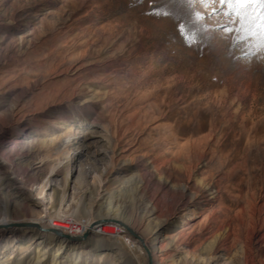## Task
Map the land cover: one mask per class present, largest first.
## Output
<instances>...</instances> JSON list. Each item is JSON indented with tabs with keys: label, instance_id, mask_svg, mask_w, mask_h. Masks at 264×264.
I'll return each instance as SVG.
<instances>
[{
	"label": "rangeland",
	"instance_id": "374dc122",
	"mask_svg": "<svg viewBox=\"0 0 264 264\" xmlns=\"http://www.w3.org/2000/svg\"><path fill=\"white\" fill-rule=\"evenodd\" d=\"M205 11L0 0V264H264V228L245 247L264 206V52ZM195 129L207 140L183 147ZM182 199L156 243L148 203Z\"/></svg>",
	"mask_w": 264,
	"mask_h": 264
},
{
	"label": "snow or ice",
	"instance_id": "6c2138e0",
	"mask_svg": "<svg viewBox=\"0 0 264 264\" xmlns=\"http://www.w3.org/2000/svg\"><path fill=\"white\" fill-rule=\"evenodd\" d=\"M196 2L206 10L204 13L206 17L224 18V23H221L220 27L235 39L237 45L264 52V0H196ZM179 30L186 42L191 43L196 39L193 27L181 25Z\"/></svg>",
	"mask_w": 264,
	"mask_h": 264
},
{
	"label": "bare ground",
	"instance_id": "6f19581e",
	"mask_svg": "<svg viewBox=\"0 0 264 264\" xmlns=\"http://www.w3.org/2000/svg\"><path fill=\"white\" fill-rule=\"evenodd\" d=\"M181 77V76H180ZM179 77V78H180ZM180 80V79H179ZM162 98V97H161ZM153 99V98H152ZM160 99V98H159ZM158 100V98H157ZM155 110V109H154ZM225 114V113H224ZM187 117V116H186ZM166 119V118H165ZM196 120L195 117H188L186 118V123L188 124H191V123H194V121ZM169 130L172 132L173 136L175 137V139H178V130L177 129H174L173 128H169ZM201 131H198L197 129H195L193 131V134L191 135V137L188 139L187 143L183 146V147H186V146H201L202 143L204 142V140H207L208 136H199V133ZM168 133V132H167ZM172 136V135H171ZM214 139V138H213ZM184 142V141H183ZM208 143V142H207ZM209 144V143H208ZM206 151H203L202 154H205ZM216 153V151L214 152ZM194 163V162H193ZM198 164V163H197ZM200 165V164H198ZM194 165H192L193 167ZM207 166V165H206ZM199 168H197L195 171L199 172L198 170ZM249 172V171H248ZM191 173V172H190ZM195 174V173H194ZM218 174V173H217ZM216 175V174H215ZM219 175V174H218ZM203 177V176H202ZM209 176H204L203 177V180H207ZM215 177V176H214ZM189 181H191V179L193 178V174L191 173L190 176H189ZM224 180V179H223ZM193 184V183H192ZM213 184V183H212ZM190 185V183H189ZM208 187V186H207ZM46 186L44 188H42L39 192V195H43L44 192H46L45 190ZM195 188V187H194ZM189 189V188H188ZM194 190V189H193ZM204 190V189H203ZM213 190L212 188L209 189V191ZM198 191V190H196ZM197 193V192H196ZM198 194V193H197ZM220 194V193H219ZM182 195V194H181ZM199 195V194H198ZM203 195V194H201ZM211 195V196H210ZM248 195V194H247ZM187 197V196H186ZM183 198V197H182ZM193 198L197 199V195H195V197H192V200ZM203 199L206 200V204L207 205H210L213 203L214 199H216V195L214 194V192H212L211 194H206L205 196H202ZM262 201V199H261ZM185 203V200L183 201L182 200H179L176 202V204L174 206H170L171 208L169 209V212L166 213L162 210V208L157 204V201L156 200H152L150 201V203H148L147 205V212L150 214V218H153L156 220V224H154V226L151 228L150 231L153 232H156L157 236L156 238L154 239L155 242L157 243L158 241H160V238L162 237V234L160 232V227L168 221V219L172 216H174V211L178 209V207L180 205H183ZM215 203V202H214ZM254 204V203H253ZM256 205V204H255ZM253 207V206H252ZM256 207V206H255ZM207 208V207H206ZM113 203L111 202L108 206V212L109 214L113 211ZM212 209V208H211ZM264 209V206L260 209V208H254L253 209V213H252V216H251V221H250V225L249 227L251 226V229H252V232L253 234L251 236H249V239L247 240V243L245 245V247H247V250H250L252 248V241L251 239L253 238L254 234L255 233H259L261 231V229L264 228V216H262V213H261V210ZM205 210V209H204ZM210 210V209H209ZM249 213V212H248ZM251 213V212H250ZM264 215V214H263ZM247 216V215H246ZM46 218L48 217V214H46L45 216ZM114 220L118 221L121 223V226L125 229H130L132 232L134 231H137L139 230L141 227H143L147 221V217L146 216H142L140 217V220H139V224L138 225H132L131 222L129 221H126L123 217L121 218L120 216L118 217H114ZM242 224V223H241ZM249 224V223H248ZM41 226L43 227H46L45 223L42 222L41 223ZM250 229V228H249ZM162 240V239H161ZM263 240V239H262ZM145 244H147V240H143ZM61 242L65 243L66 241L62 240ZM263 242V241H262ZM156 250V249H155ZM250 254V253H249ZM247 255V254H246ZM154 257H156L154 255ZM246 264H254L252 262L251 259H249V257H247V261H245Z\"/></svg>",
	"mask_w": 264,
	"mask_h": 264
}]
</instances>
